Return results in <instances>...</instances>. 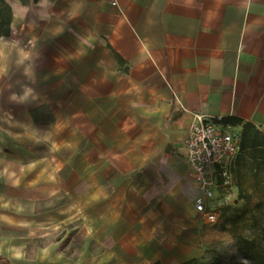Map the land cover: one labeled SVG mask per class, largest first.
Instances as JSON below:
<instances>
[{"label":"crops","instance_id":"crops-1","mask_svg":"<svg viewBox=\"0 0 264 264\" xmlns=\"http://www.w3.org/2000/svg\"><path fill=\"white\" fill-rule=\"evenodd\" d=\"M3 1L0 264L203 255L189 125L264 131V0Z\"/></svg>","mask_w":264,"mask_h":264},{"label":"trees","instance_id":"trees-1","mask_svg":"<svg viewBox=\"0 0 264 264\" xmlns=\"http://www.w3.org/2000/svg\"><path fill=\"white\" fill-rule=\"evenodd\" d=\"M10 15V5L0 0V36L8 34ZM45 108L42 106L33 111L36 121L42 122L40 112ZM52 120V117L48 119ZM224 121L242 127L240 150L231 164V171L238 188V199L244 203L242 206L233 202L223 206L214 225L233 234L237 252L231 256L232 264H264V131L255 123L238 117H228ZM240 228L248 234L239 233ZM221 262L218 259L207 264ZM181 264L200 263L198 258H191Z\"/></svg>","mask_w":264,"mask_h":264},{"label":"built area","instance_id":"built-area-1","mask_svg":"<svg viewBox=\"0 0 264 264\" xmlns=\"http://www.w3.org/2000/svg\"><path fill=\"white\" fill-rule=\"evenodd\" d=\"M241 131L203 113L193 114L186 139V155L192 167L191 177L201 195L194 207L201 219L218 222L223 206L235 196L231 164L240 150Z\"/></svg>","mask_w":264,"mask_h":264},{"label":"rangeland","instance_id":"rangeland-1","mask_svg":"<svg viewBox=\"0 0 264 264\" xmlns=\"http://www.w3.org/2000/svg\"><path fill=\"white\" fill-rule=\"evenodd\" d=\"M235 196L232 200L233 204L243 205L244 200L238 199V188L235 187ZM231 202V203H232ZM207 236H204L205 250L198 260L200 264H207L211 261L221 259V264H232L231 256L237 252L235 239L232 232L222 231L216 225L207 223ZM239 233L248 234L247 231L240 228ZM239 259V258H238Z\"/></svg>","mask_w":264,"mask_h":264}]
</instances>
